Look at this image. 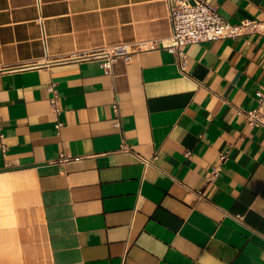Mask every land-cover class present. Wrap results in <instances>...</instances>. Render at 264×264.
Instances as JSON below:
<instances>
[{"label":"crops","instance_id":"obj_1","mask_svg":"<svg viewBox=\"0 0 264 264\" xmlns=\"http://www.w3.org/2000/svg\"><path fill=\"white\" fill-rule=\"evenodd\" d=\"M171 32L166 0H0V264H264V128L237 114L264 35L187 44L185 69L165 47L67 59Z\"/></svg>","mask_w":264,"mask_h":264},{"label":"built area","instance_id":"obj_2","mask_svg":"<svg viewBox=\"0 0 264 264\" xmlns=\"http://www.w3.org/2000/svg\"><path fill=\"white\" fill-rule=\"evenodd\" d=\"M166 1L169 6L170 24H172L171 35L166 41L144 39L141 41L125 42L118 45L75 52L67 59H96L102 63L106 70H110L114 62L119 58L129 61L134 54L165 47L180 57L181 68L185 69L187 61H185L183 46L187 44L200 43V41H216L220 38H234L244 34L260 33L264 35V18L255 21L244 20L234 24L226 21L218 8L209 0ZM50 92L52 93L50 101L57 113H59L60 111L56 106L57 90L54 84L50 87ZM113 106L118 111V101ZM237 114L244 117L247 125L264 128V92H259L258 94L257 107L250 110L239 108ZM115 124L116 126H120L119 121ZM60 125L61 123L58 122L57 126L60 127ZM4 149H6L5 146ZM61 156L66 159L64 155ZM221 158L225 160L226 154L222 153ZM142 160L147 164L148 159L142 158Z\"/></svg>","mask_w":264,"mask_h":264}]
</instances>
